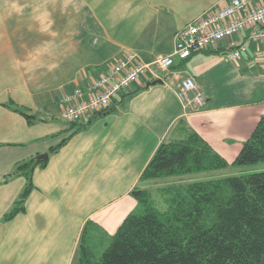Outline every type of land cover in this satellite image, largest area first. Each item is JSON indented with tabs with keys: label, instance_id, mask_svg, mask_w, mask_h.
<instances>
[{
	"label": "crops",
	"instance_id": "obj_1",
	"mask_svg": "<svg viewBox=\"0 0 264 264\" xmlns=\"http://www.w3.org/2000/svg\"><path fill=\"white\" fill-rule=\"evenodd\" d=\"M229 4L0 0V264H80L84 250L94 257L104 253L138 209L133 192L162 181L141 177L165 142L194 131L232 164L264 115L258 42L237 61L228 57L229 41L195 53L178 61L164 84L149 85L157 79L142 77L114 104L115 111L89 117L87 129L50 153L71 133L62 116L66 96L80 89L88 99L93 83L127 54L145 64L170 55L179 31ZM185 77L194 78L206 97L199 110L185 108L178 96ZM10 101L41 121L29 124L5 106ZM46 154L47 166L33 174L25 212L5 221L27 184L13 175L16 166Z\"/></svg>",
	"mask_w": 264,
	"mask_h": 264
},
{
	"label": "trees",
	"instance_id": "obj_2",
	"mask_svg": "<svg viewBox=\"0 0 264 264\" xmlns=\"http://www.w3.org/2000/svg\"><path fill=\"white\" fill-rule=\"evenodd\" d=\"M5 106L29 124L41 121L30 109L13 101ZM90 123L70 124V136L50 153L57 152ZM47 163L31 158L16 166L13 175L25 177L27 184L5 221L25 212L26 200L34 189L33 174ZM260 163H264V115L232 164L191 131L182 140L163 143L141 181L211 174ZM172 188L173 196L165 210L153 204L148 190L136 189L137 211L124 220L100 259L84 250L80 264H264V171L210 177Z\"/></svg>",
	"mask_w": 264,
	"mask_h": 264
},
{
	"label": "built area",
	"instance_id": "obj_3",
	"mask_svg": "<svg viewBox=\"0 0 264 264\" xmlns=\"http://www.w3.org/2000/svg\"><path fill=\"white\" fill-rule=\"evenodd\" d=\"M245 31H249L245 41L233 40ZM223 41H229L228 57L233 61L240 60L252 43H260L259 61L264 70V4L254 7L251 0H230L226 8L179 31L174 51L153 63L139 62L137 55L127 54L93 83L88 99H83L80 89L66 96L61 101L62 116L69 124L85 123L89 117L107 112L142 77L151 75L154 80L165 81L178 61H186L193 54L216 47ZM177 92L185 108L196 111L205 104L206 97L199 92L192 77L183 78Z\"/></svg>",
	"mask_w": 264,
	"mask_h": 264
},
{
	"label": "rangeland",
	"instance_id": "obj_4",
	"mask_svg": "<svg viewBox=\"0 0 264 264\" xmlns=\"http://www.w3.org/2000/svg\"><path fill=\"white\" fill-rule=\"evenodd\" d=\"M264 171V163H260L257 164L255 166H248V167H243V168H234V167H230V169H227L225 171H220V172H216V173H211V174H201L198 177L192 178V179H202V178H207L208 177H213V178H223V177H227V176H241V175H248V174H253V173H257V172H263ZM185 179L180 178H172V179H165L162 180L161 182L158 183H152L148 189L151 197H152V201L153 204L162 210H165L168 208V201L171 199V197L173 196V188L174 186H178L181 184H187L189 182H184V181H188V180H183ZM190 180V179H189ZM194 182V181H193ZM103 255V253H97L96 254V259H100L101 256Z\"/></svg>",
	"mask_w": 264,
	"mask_h": 264
},
{
	"label": "water",
	"instance_id": "obj_5",
	"mask_svg": "<svg viewBox=\"0 0 264 264\" xmlns=\"http://www.w3.org/2000/svg\"><path fill=\"white\" fill-rule=\"evenodd\" d=\"M157 84H164V81L161 80V79H159V80H155V81L151 82L149 85H157ZM116 108H117L116 105L111 106V107L108 109L107 113H111V112L115 111ZM48 157H49V155L46 154V155L38 156L37 159H38V160H41V159L47 160Z\"/></svg>",
	"mask_w": 264,
	"mask_h": 264
}]
</instances>
